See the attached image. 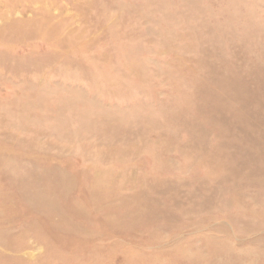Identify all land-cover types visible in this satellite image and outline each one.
Wrapping results in <instances>:
<instances>
[{
    "label": "rangeland",
    "instance_id": "obj_1",
    "mask_svg": "<svg viewBox=\"0 0 264 264\" xmlns=\"http://www.w3.org/2000/svg\"><path fill=\"white\" fill-rule=\"evenodd\" d=\"M45 13L51 15V25L63 23L56 38L13 36L8 44L0 34V264H264V254L241 262L233 253L216 257L221 247L237 254L264 249V241L256 239L264 237V224L259 223L264 205L250 195L242 207L256 212L247 222L259 223L257 233L240 230L238 219L249 212L234 205L221 209L218 195L205 212L181 214L178 210L191 203L167 196L188 195L182 184L156 185L162 197L148 194L146 205L139 201L140 209L120 206L113 211L104 203L109 202L106 187L116 181L125 196H137L152 174L189 184L210 178L201 159L212 161L208 151L218 144L222 125H214L209 114L196 117L197 108L225 102L209 100L219 80L228 77L237 83L242 75L248 82V71L237 61L251 63L256 53L264 61V0H0V31ZM59 39L65 46L57 45ZM52 57L63 61L62 69L38 77L27 70L33 62ZM210 63L217 70L210 71ZM6 64L17 67L7 72ZM49 78L67 83L58 88L60 99L51 103L49 89L37 91L32 85ZM199 80L204 81L202 90L195 87ZM55 88L52 84L56 95ZM81 98L86 101L72 103ZM252 106L244 105L243 111L254 110ZM187 107L201 127H176L181 135L169 139L165 124H175L176 109ZM107 114H121L125 121L155 115L170 119L158 118L165 128L149 129L140 141L127 134L130 130L120 131V138L128 140L124 150L108 157L102 154L107 144L85 124ZM64 122L76 135L60 129ZM203 129V144L190 139L202 136ZM158 143L168 145L167 151ZM238 150L231 152L243 156ZM28 172L40 179L21 183L18 178ZM200 182L195 187L206 183ZM226 230L232 236L227 245L208 242L227 238Z\"/></svg>",
    "mask_w": 264,
    "mask_h": 264
},
{
    "label": "bare ground",
    "instance_id": "obj_2",
    "mask_svg": "<svg viewBox=\"0 0 264 264\" xmlns=\"http://www.w3.org/2000/svg\"><path fill=\"white\" fill-rule=\"evenodd\" d=\"M51 20H52V18H51V15L49 13L43 14L42 17L34 16L33 18L27 17L24 19L16 20L13 23H11V25H9L6 29H3L2 31H0V34L4 36L1 39L4 42L10 44L11 42H13V40H12L13 36H16V37L19 36V37H22L23 39L24 38H28V39L29 38H56L57 34L62 30V28H64L63 23L60 22L59 24L53 26L50 24ZM57 45L65 46V40L59 39L57 41ZM249 52H251L250 48H249ZM254 58H255V60L253 62L251 61V63L246 59L244 61H241V62H238V61L236 62L238 67H245L246 70L248 71V74L250 75L248 82H247L246 78L243 77L242 75H239L238 77H236L237 83H233L232 81H234V80L231 81L228 77L219 80L218 84H217V93H215V96L208 95V91L207 90H205V91L207 92V96H211L209 100H212L214 102H219V103L223 102V101H225V102L222 104H219L218 106L214 105L215 107H212V108L211 107L209 108V106H211L210 104H209V106L207 105L208 108H204L206 105L203 108H197L196 117H200V119H203V118H206V116H208V114H209V116H211V117H213V119H215V120H213L214 122H212L214 125H217L220 123L222 125L221 132L219 131L218 134H216L218 136V138H217L218 144L216 145L214 143V146L211 147L208 151V154L212 156V161L210 159L207 161L205 159H201L202 163H205L204 164L205 170L211 174L210 178L207 181L205 179L200 180V179H193L192 178L193 179V180H191L192 184H189L185 181H181V179H179L180 181H175L173 179H167L164 177H159L160 175L155 177V174H152L151 176L153 178L148 179L146 182L148 187H143L141 189V191L139 192L140 194L137 196L135 194L125 196L124 187H123L122 183H118L116 181V183L113 187H109V186L106 187V188H109V190H106L109 202H107V200H104V203H107L106 205H107L108 209L115 211L120 206H123V207L127 206V208L132 207L134 209V207L136 205L140 209L141 207L138 206L139 201H143V203L146 205L148 194L150 195L149 198H151V199H156L153 196V194L156 195L158 198L162 197V194H159L161 192V190L159 192L154 190L155 189L154 187L156 185H163L164 187H170V186L173 187L176 185L180 186L179 184H182V185H185L186 187H188V192H187L188 195H186V194L181 195V194H176L174 192H169L171 195L167 196L170 199H174V200L175 199L177 200L178 198H181V196H182V199L184 197L185 200L187 201L186 204H189V202L191 203V205L184 206L181 208V210H178V212H180L181 214H187L188 215V214H194V213H196V214L202 213V211L205 212L207 210V207H209V205L213 202L212 196L218 195V198H219L220 203H221V205L219 204V206H221V209H227L228 205H234V207H236V209H239L240 211L249 212V217H245V218L241 217L242 219H238V228L240 230L247 231V232H253V233H257L260 230L259 223H261V225L264 224V219L259 220V221H261L259 223L247 222V220L251 217V215L253 216V214H255L256 212L242 207L244 204L243 201H247V198L249 195L255 200V202L257 204L264 205V111L262 110V109H264V61H263V59H260L257 56V53L255 54ZM1 60H2V57H0V64L3 63ZM53 60H54V63L51 64V62H53ZM201 60H202V58H201ZM222 60L224 61V58ZM20 61H18V62H20ZM18 62H16L15 64H18ZM62 62L63 61L61 59H58V62H56V58L52 57L48 60L33 62L32 64H30V66L27 67V70L33 71L36 74V76L38 77L39 73L46 71V73L48 74V73L54 72L56 70V68L62 69V67H61V64H63ZM220 64H221V62H220ZM231 64H233V63H231ZM216 65H217L216 63L207 64V66L210 67V71H211V68H216L215 70H217L218 67H216ZM75 66H77V65H75ZM16 67H17L16 65L6 64L4 66V69L7 72H11V71L15 70ZM219 68H220V66H219ZM226 68H228V66ZM207 69H209V68H207ZM27 70H25V71H27ZM226 70H227V72L229 71V69H226ZM66 71H68V70H65V72ZM222 71H220V72H222ZM18 72H20V71H18ZM65 72H63V73H65ZM35 74H34V76H35ZM227 74H229V73H227ZM1 75H5L4 72ZM218 75H220V74H218ZM84 76L88 77V74H85ZM231 77H233V76L231 75ZM69 78H70V76H69ZM36 81H37V79H36ZM230 81L232 83H230ZM203 82L200 81V82L195 83V81H194L195 87L199 88L201 90L204 89L203 88ZM92 83H94V82H92ZM52 84L54 85V87L55 86L57 87L54 89V91L58 93L56 95L53 93V89H51ZM61 84H67V83H64L61 80H54L52 78H49L46 81V83H42V84L38 83V82H34V83L32 82V85H34L33 89L35 88V89H37V91L39 89L40 90L43 89L45 91H47V89H49L50 92L52 91V93L48 92V94L50 96V99L47 100L48 103H51L50 101L54 102L55 99H58V100L60 99L59 97L61 96V93L59 92L58 88L61 86ZM15 85L17 87V84H15ZM29 91H31V90H29ZM227 91H233V94H230ZM30 95L34 96V94H30ZM228 95L233 97V99L231 97H229ZM33 96H30V97L33 98ZM39 98H41V97H39ZM204 100H205V98H204ZM85 101H86L85 98H81L80 100L73 101L72 103L75 105L78 103H83ZM93 104L96 105L97 103H93ZM249 104L253 105L252 107L254 108V110L244 112L243 106L249 105ZM174 106H175V104H174ZM5 107H7V106H5ZM2 109H4V108H2ZM163 110L164 109H162V111ZM22 112H23V110H22ZM131 113H132V111H128L127 115H129ZM176 113H178L177 119L172 120V123H175V124H171L170 126L165 124V126L168 127L167 129H169V131H170V134H168L169 139H177L181 135L180 133H178L177 130H175L176 127L177 128L183 127L186 129H188V127H192V128H200L201 127V125L199 123H197V121L195 120L194 117L189 116L190 114H189V108L188 107L186 110L177 111V109H176ZM27 115L30 116L29 114H27ZM155 116H157V117H153V118H151V120L150 119L147 120L145 117L142 118L140 116H137L133 120H130L129 118H127L125 121L124 117L120 118L121 114H119V115L114 114L110 117L111 119L109 118V116L107 114L104 117V120L100 121V120H95V119H92V120L89 119V120L85 121V124H88V126L90 125L89 126L90 129H93L94 132L99 134V136L103 139V142L105 144H107V145H105L106 148L103 150L102 154L105 153V155L110 157L111 154H113V152L120 151L121 149L124 150V148H122V147L128 141L127 139L122 140L120 138V133H119L120 131L130 130V132L127 134L130 135V137H132L136 141L139 139L141 140L142 139L141 135H143V133L148 132L149 129L161 130V129L165 128L162 126V124L160 123L161 121L158 118H161L163 121H166L165 119H168L169 116H168V118H165V119L162 118L163 117L162 115H155ZM14 117L16 118L17 116H14ZM9 118H12V117H9ZM193 119L195 120V122L192 121ZM113 120H114V122L117 121L118 125L117 124L114 125V123L112 122ZM151 122H155V123H151ZM17 123L20 124V121ZM102 123H104V124H102ZM105 123L109 125L108 128L105 127ZM1 125H3V124H1ZM60 129L63 132H67L68 134H75V133H69L68 132V131L74 132L73 129L71 128V124L68 122L67 123L64 122L61 125ZM204 131H205V129H203V131H202V136L196 135V136H194V138L192 136H190V139L194 142H197L198 144H203L204 139L206 138V134ZM76 132L79 133V129L76 130ZM162 133H164V132L162 131ZM162 133H159L158 135H162ZM164 134L166 135V133H164ZM111 143H114V145H111ZM221 143H222V146H221ZM189 145H190V143H189ZM158 146L162 149V151H167L166 147L168 145L158 143ZM185 146H186V144H185ZM234 147L239 148L240 150H238V151L241 152L243 156H237V154L235 155V153L233 151L231 152V150ZM223 148H224V150H222ZM201 149L203 151L205 150L203 148H201ZM181 152L184 153V151H181ZM158 153H160V152H158ZM116 155H117V153H116ZM112 157H114V155ZM187 158H188V156H187ZM159 162L163 163V162H165V160L162 158L159 160ZM156 164H157V162H156ZM240 165H241V167H239ZM243 166H245V168H247L246 171L245 170L242 171ZM39 177L40 176H38V174L35 175L33 173L28 172V175L26 177H20V178H18V180H20L21 183H24V182L27 183V182H31V181L37 182L40 179ZM199 181H201L200 183L206 182L204 184L205 187L202 184H201L202 186L195 187L196 186L195 182H199ZM194 187H195V190H194ZM176 188H177V186H176ZM219 189H220V191H219ZM163 193H164V191H163ZM166 194H167V192H166ZM116 201H118L119 204H113L112 205V202H116ZM95 204H96V202H95ZM186 207H189V208H186ZM211 209L212 208H210V210ZM77 210L79 212L84 211V209H82L80 207ZM128 212H130V211L128 210ZM262 213L264 214V212H262ZM201 225L206 226L205 224H201ZM225 232H226L227 238H225L223 240L218 239V238H216V240L210 238L208 242L215 244V245H220V246L227 245L228 242H231L232 236L229 235L227 230ZM254 238H256V237H254ZM256 239L259 241L260 240L264 241V237H259ZM249 244L257 245L255 240H253V242L250 240ZM220 249H218L219 251H216V257L217 258L220 257V253L221 254L223 253L226 256H228V254L233 253V255H235L237 258L240 259L238 262L245 261L246 259L251 260V258H252L251 256L255 255V253L257 255L264 254V249L263 250H261V249L255 250L256 252L248 251V253H246V254H243V253L237 254V252H231L227 248H225L223 251H220Z\"/></svg>",
    "mask_w": 264,
    "mask_h": 264
}]
</instances>
